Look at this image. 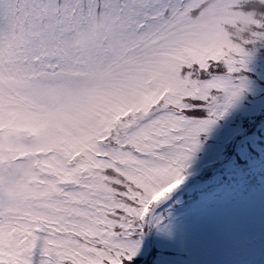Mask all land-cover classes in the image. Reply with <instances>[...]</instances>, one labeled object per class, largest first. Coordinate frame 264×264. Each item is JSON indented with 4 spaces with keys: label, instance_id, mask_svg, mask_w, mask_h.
<instances>
[{
    "label": "snow or ice",
    "instance_id": "1",
    "mask_svg": "<svg viewBox=\"0 0 264 264\" xmlns=\"http://www.w3.org/2000/svg\"><path fill=\"white\" fill-rule=\"evenodd\" d=\"M196 26L214 41L191 40ZM262 50L264 0H0V113L51 126L0 178L38 168L60 193L29 207L0 196V264H137L142 222ZM157 65L179 86L146 84ZM137 92L142 104L122 102Z\"/></svg>",
    "mask_w": 264,
    "mask_h": 264
},
{
    "label": "rangeland",
    "instance_id": "2",
    "mask_svg": "<svg viewBox=\"0 0 264 264\" xmlns=\"http://www.w3.org/2000/svg\"><path fill=\"white\" fill-rule=\"evenodd\" d=\"M249 70L255 71L257 79L251 80L247 77V91L230 108L233 112L236 111L241 115V118L239 117L240 121L243 118L251 117L259 107H264V59L253 58L249 65ZM244 98L248 100L247 104L244 103ZM122 102L138 105L143 103V99L142 97L138 99L136 93H128V95L122 97ZM206 116L207 112L202 118H206ZM37 124H44L46 126L45 131L47 135L44 139L47 138L51 126L46 121L13 118L0 113V150L12 152L19 149L11 141L17 138L24 139L28 132H30L29 137L23 140L25 144L37 139L39 134L34 130V125ZM215 127L216 125H214ZM211 128L213 126L206 132H209ZM16 129L23 130L21 132L18 130V134L16 135ZM31 135H34L35 138H32ZM210 145L211 149L212 143ZM198 148L188 162L196 160L195 153L198 151ZM36 182L39 184L51 183H41V176ZM262 208H264V204L260 202L258 210H262ZM253 212L254 210L238 214L233 209H225L223 212L211 210L206 211L204 214L202 212L198 215L183 214L177 216L170 223L159 229L156 236L157 245L160 249L172 248L185 251L188 254L194 255L197 260L203 261L204 264H240V256L243 258L249 257L254 252H259L256 255L257 258L260 257L259 259L264 261V243L263 245L261 242L254 246L251 245L253 237L261 236V241L264 242V213L256 212L252 215ZM148 218L149 215L146 218L149 221ZM154 222L155 218L152 219L151 226L154 225ZM148 240V236L145 235L140 241L137 255H144L147 250ZM169 262L170 264H174V262ZM157 264H167V262L160 259ZM183 264L190 263L183 259ZM195 264H199V262Z\"/></svg>",
    "mask_w": 264,
    "mask_h": 264
},
{
    "label": "clouds",
    "instance_id": "3",
    "mask_svg": "<svg viewBox=\"0 0 264 264\" xmlns=\"http://www.w3.org/2000/svg\"><path fill=\"white\" fill-rule=\"evenodd\" d=\"M190 39L200 44H211L215 39V29L211 26L200 27L196 26L191 30ZM144 81L147 84L149 81H157L164 87L174 89L178 87V79L165 65H157L151 71L145 73ZM128 93L121 94L122 97ZM137 98H141L139 92L136 93ZM97 103H115L117 100L104 97L96 101ZM46 126L44 124L34 125V130L38 132L37 139L33 143H37L46 137ZM11 143L17 147L22 148L26 144L21 139H14ZM11 152L7 150H0V166L7 167L9 164L14 163L10 159ZM41 176L38 168H31L26 171L25 175H21L16 179L9 182L6 179L0 178V196L13 205L20 207H29L34 202L39 201L43 204L55 205L60 199V193L57 188L52 184H39L37 179Z\"/></svg>",
    "mask_w": 264,
    "mask_h": 264
},
{
    "label": "trees",
    "instance_id": "4",
    "mask_svg": "<svg viewBox=\"0 0 264 264\" xmlns=\"http://www.w3.org/2000/svg\"><path fill=\"white\" fill-rule=\"evenodd\" d=\"M235 117H226L225 118V124L227 125L226 131L228 134L233 133L235 131L238 132V130H242L239 122L235 120ZM239 159V157H238Z\"/></svg>",
    "mask_w": 264,
    "mask_h": 264
}]
</instances>
